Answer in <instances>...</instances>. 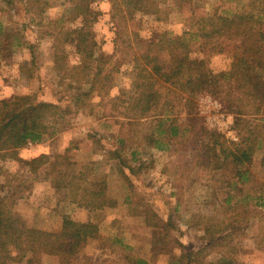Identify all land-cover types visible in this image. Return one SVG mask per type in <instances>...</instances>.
<instances>
[{"label":"rangeland","instance_id":"rangeland-1","mask_svg":"<svg viewBox=\"0 0 264 264\" xmlns=\"http://www.w3.org/2000/svg\"><path fill=\"white\" fill-rule=\"evenodd\" d=\"M225 1L194 0L195 13L203 15ZM248 1H229V5L238 9V3ZM90 3L101 13L92 22L91 43L96 54L113 55L105 66L101 88L92 98L93 110L77 111L72 101L65 99V104L71 106L68 127L56 132L52 140L39 144L29 142L20 149L21 157L44 155L46 163L33 173L23 163L1 156L0 185H6L4 191L7 192L21 180L26 181L25 186L30 185L31 190L23 191L24 195L14 204L21 226L57 231L64 214L99 224L100 237L90 239L83 246L75 256L76 264H130L129 255L147 259L149 264H179L177 259L184 249L194 250L202 244L206 217H223L221 205L226 197V188L216 180L232 178L233 170L212 172L202 166L192 167L191 151L188 147L182 149L180 143L191 139L192 134L187 132L169 149H160L148 141L139 146L128 144L122 156L135 169L131 171L123 166L125 177L118 172L117 165H114L116 162L110 160L107 153H95L89 134L99 132L108 144L115 143L113 134L118 133L121 122L126 120L120 114L121 110L115 108L114 97L124 93L123 98H129L136 93V77L143 63L140 52L143 42L165 30L182 36L185 31L195 28L192 21L177 10L168 19L159 20L155 15L141 11L129 14L132 9L130 0H90ZM117 8L121 12L116 11ZM24 25L28 27L24 29ZM81 25V18H74L73 0H50L41 15L27 14L20 0L16 6H7L0 0V47L4 49V54L0 55V100L37 93L40 99L57 101L65 94L76 93L78 84L75 82L74 88L67 92L69 78L62 76L67 69L63 70L64 65L55 62V37L47 33ZM26 39L34 44L33 50ZM185 39L187 43L183 48L206 59L212 71L228 68V58L212 49L213 43L200 44V41ZM17 43L21 46H14ZM64 46L65 63L71 69L81 56L72 44ZM175 113L179 122H185L182 107ZM194 113L200 124L218 130L229 140V131L237 133L233 115L226 112L223 102L215 96L200 95L196 99ZM123 128L126 131L128 125ZM135 129L137 127L133 126L132 133ZM237 136L239 140L238 133ZM68 147L76 161L68 164L69 169L92 167L95 174H108L109 195L118 201L116 207L102 210L79 207L67 201L66 188L57 191L52 187V162ZM252 171L254 178L243 189V195L248 196L252 216L235 241L237 256L243 264H264V146L254 156ZM12 250L14 259L11 264H27L28 256L18 249ZM221 256L222 253L214 250L206 261L210 263ZM41 264L60 262L57 256L44 254Z\"/></svg>","mask_w":264,"mask_h":264},{"label":"trees","instance_id":"trees-1","mask_svg":"<svg viewBox=\"0 0 264 264\" xmlns=\"http://www.w3.org/2000/svg\"><path fill=\"white\" fill-rule=\"evenodd\" d=\"M2 1L7 6L17 4V0ZM20 1L27 14L35 15L43 14L50 3V0ZM130 1L132 9L129 14L141 11L165 20L177 10L192 21L195 29L185 31L182 36L165 30L143 42V49H140L143 63L136 77V93L129 98H123L124 93L114 97L115 108L121 110L126 122H121L122 127L113 134L116 140L111 145L101 133L90 132L94 151L107 153L108 158L116 162L114 165H117L118 172L126 177L123 166L131 171L135 169L122 156L128 144L139 146L148 141L160 149H169L190 132L191 139L180 143L182 149L188 147L191 151L192 167L202 166L212 172L232 169L233 176L216 180L226 188V197L221 205L223 217H206L202 244L194 250L184 249L177 261L179 264H243L237 256L235 239L252 216L248 196L243 195V189L254 178V156L264 146V0L238 3V9L229 5V1L236 0H226L203 15L195 13L194 0ZM73 4L74 18H81L82 25L47 35L55 37V62L63 64V70L67 69L62 75L69 78L67 92L74 88L75 82L78 84L76 93L65 94L57 101L40 99L37 93L0 100V157L21 162L33 173L46 163L45 156L21 157L20 149L29 142L39 144L52 140L56 132L68 127L71 106L65 104V99H70L77 111L87 108L92 111V98L101 88L105 66L113 57L96 54L91 43L92 22L101 14L100 11L92 8L90 0H73ZM116 11L121 12V9ZM27 27L24 25V29ZM186 37L200 41V44L213 43L212 49L228 58V68L212 71L206 59L183 48L187 43ZM27 44L33 50L34 44ZM65 44H72L81 56L71 69L65 63ZM3 54L4 49L0 47V55ZM204 94L219 98L226 112L233 115L234 128L239 135L237 142L200 124L195 117L196 99ZM179 107L185 112V122H179L176 116L175 111ZM126 124L128 128L125 131L123 127ZM133 126L137 127L134 133L131 130ZM69 152L70 148H65L52 162V187L57 191L66 188L67 201L79 207L97 210L116 207L118 201L109 195L108 174H95L92 167L69 169L68 164L76 163L74 155ZM25 184L26 181L21 180L8 192L4 191L6 185H0L4 191L0 190V264H11L14 259L12 248L28 256L27 264H41L44 254L57 256L60 264H76L75 256L83 246L90 239L100 237L99 224L64 214L57 231L21 226L14 204L24 195L23 191L31 190L30 185ZM214 250L222 256L207 263ZM129 258L130 264H149L147 259L135 255H129Z\"/></svg>","mask_w":264,"mask_h":264},{"label":"built area","instance_id":"built-area-1","mask_svg":"<svg viewBox=\"0 0 264 264\" xmlns=\"http://www.w3.org/2000/svg\"><path fill=\"white\" fill-rule=\"evenodd\" d=\"M209 99H211V98H209ZM211 100H212V99H211ZM215 102H216V104L220 105L218 101H215ZM232 131H233L234 133L231 132V131L228 132V134L231 135V138H230V139H231L232 141H236V140H238L237 133H236L234 130H232ZM226 134H227V133H226ZM230 135H229V136H230Z\"/></svg>","mask_w":264,"mask_h":264}]
</instances>
